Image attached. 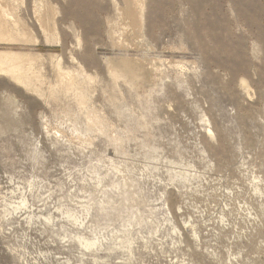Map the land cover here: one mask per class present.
Returning <instances> with one entry per match:
<instances>
[{
    "label": "rangeland",
    "instance_id": "1",
    "mask_svg": "<svg viewBox=\"0 0 264 264\" xmlns=\"http://www.w3.org/2000/svg\"><path fill=\"white\" fill-rule=\"evenodd\" d=\"M9 30L0 264H264V0H0Z\"/></svg>",
    "mask_w": 264,
    "mask_h": 264
},
{
    "label": "bare ground",
    "instance_id": "2",
    "mask_svg": "<svg viewBox=\"0 0 264 264\" xmlns=\"http://www.w3.org/2000/svg\"><path fill=\"white\" fill-rule=\"evenodd\" d=\"M141 1V0H140ZM50 2V1H49ZM136 3H137V0H136ZM48 4V3H47ZM139 4V3H138ZM142 5H143V3H142ZM141 5V6H142ZM140 6V5H139ZM51 7V6H50ZM49 7V8H50ZM95 7V6H94ZM67 8V7H66ZM47 9V8H46ZM68 9V8H67ZM45 11V10H44ZM46 12V11H45ZM67 13V12H66ZM74 13V12H73ZM35 15H36V18H37V21L42 25V27L44 28V29H46V27H47V19H48V21L50 22L51 21V19L50 18H48L47 17V14H42L41 12H38V11H35ZM54 15V14H53ZM50 19V20H49ZM48 22V23H49ZM51 22H53V21H51ZM50 22V23H51ZM50 25V24H49ZM53 26V28H55L54 27V24L52 25ZM25 30V29H24ZM6 33L8 34L7 36H4L2 33H0V37H3V38H7V39H10V38H13V36H12V34H11V31L9 30V31H6ZM22 34H26L25 33V31H23V33ZM23 38V37H22ZM128 68V67H127ZM61 72V71H60ZM59 72V73H60ZM64 75V74H63Z\"/></svg>",
    "mask_w": 264,
    "mask_h": 264
}]
</instances>
